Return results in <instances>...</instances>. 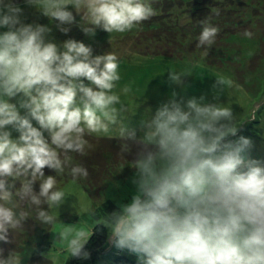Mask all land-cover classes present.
<instances>
[{"label":"clouds","instance_id":"clouds-1","mask_svg":"<svg viewBox=\"0 0 264 264\" xmlns=\"http://www.w3.org/2000/svg\"><path fill=\"white\" fill-rule=\"evenodd\" d=\"M23 2L59 21L64 34L71 30L65 25L76 23L70 7L92 36L97 28L130 32L156 15L153 0ZM199 25L196 47L206 58L220 29L208 18ZM51 32L26 23L17 0H0V242H8L10 229L18 234L15 251L4 258L0 250V264H25L18 236L29 218L58 235L49 264H63L65 255L87 260L98 225L138 264H264V161L250 157V139H228L240 127L230 103L173 93L155 111L140 113L139 104L133 111L118 90L122 61L114 51L93 56L85 43L58 44ZM241 35L254 37L247 29ZM168 74L177 85L186 76ZM223 85L216 81L214 90L222 94ZM137 117L144 129L139 138L132 127ZM104 136L119 141L118 155L134 169L132 195L91 232L81 213L94 218L106 196L86 210L78 199L80 222L66 226L59 217L72 197L67 186L84 190L90 175L75 157L87 156L91 140ZM45 168L56 175L46 176Z\"/></svg>","mask_w":264,"mask_h":264},{"label":"rangeland","instance_id":"rangeland-1","mask_svg":"<svg viewBox=\"0 0 264 264\" xmlns=\"http://www.w3.org/2000/svg\"><path fill=\"white\" fill-rule=\"evenodd\" d=\"M227 1L228 3L236 2L234 8L239 10L240 17L243 19L242 25L240 24L241 26L239 25L240 27L238 28L240 30L247 29L252 31L254 37L247 39L240 33L227 35L225 42L221 43L222 47L220 46L215 52L209 53V59L212 58V62L198 54L172 57L167 55H148L134 50L133 41L128 40V34L131 32L135 33L137 27L123 34H109L102 28H97L94 36L85 34L79 26L82 14H77L75 9L71 7L69 10L73 12L76 23L71 26L65 25V27H70L71 30L67 34H64L56 27L59 21H50L48 17L43 16L35 8L24 4L23 0H17V3L23 9L25 22L39 23L51 27L50 39L58 44L69 39L83 42L92 48L93 56L104 55L114 51L122 61L121 81L119 82L118 90L121 93L122 100L133 111L136 110L137 104L140 105V113L149 108L155 111L161 103L167 102L173 93H176L177 97L187 96L190 98L195 96L199 98L205 96L210 102H218L225 105L230 103L234 116L240 119V127L236 136L229 137L228 139L233 142L241 136L250 139L252 141L249 151L250 157L264 161V59L258 68L250 70V67L247 66L248 59L259 51V44L261 48H264V0ZM227 45L230 46L222 51V48ZM262 51L264 52V49ZM218 56L223 62H227L221 64L222 61L217 59ZM235 64L242 68L235 70ZM250 65L253 66L254 64L251 63ZM169 70L173 72L180 71L186 74L182 78L183 82L180 85L174 84L169 80ZM218 80L224 82L222 94L219 92V89L214 90V85ZM124 89H127V92H124ZM214 94L221 95L218 101L214 100ZM11 102L16 103L17 101L14 99ZM21 115H24L23 110H21ZM33 123L34 126L38 127L35 122ZM132 127L136 129L138 138L142 136L144 129L139 124V117L133 121ZM13 135L15 137L18 134L13 133ZM101 138L111 137L104 136ZM91 144L92 147L88 151L89 155L92 154V150L94 149H98L103 153L102 148H98L101 142L97 140L94 143L91 140ZM106 149L107 151H114L110 146L106 147ZM106 156L109 157L110 154ZM102 157L105 158L103 154ZM75 159L77 162H80L78 157H75ZM111 169V175L107 177L103 175L102 182L108 178L105 184L104 182H98L104 185L100 202L106 196V203L112 201L119 207L120 202L126 203L132 195L133 185L131 181L134 177V169L131 167L123 168L121 166H112ZM44 171L46 176L56 175L54 170L45 168ZM16 185L20 187L18 181ZM34 190L39 192V183L34 185ZM66 190L72 197H69L67 202L61 207L59 219L66 226L76 225L80 222V216L74 207V205L78 204V199L80 202L79 207L85 210L92 207L94 201L87 187L84 190H80L75 186L69 185ZM104 205L97 209V213L100 214H97L96 218H99L101 221H104L108 214L103 208ZM81 219L84 229L90 232L96 222L95 219L87 217L84 213H81ZM36 223L33 218H29L23 226L26 232L18 236V240L24 247L25 264L43 263L35 246L36 240L32 236ZM59 227L60 225H57V228ZM55 230L53 229V231ZM17 235V233L10 229L8 242H0V250H2L4 258H7L12 251L17 249ZM48 235L52 246L42 252L43 256L41 255V257L43 258L48 256L54 242L58 239V235L53 232L49 231ZM115 254L129 255L138 261L135 254L130 253L128 250L116 248L110 238L109 251L105 253L98 264H115L112 262ZM34 257H38L39 259H34ZM69 257L65 255L62 258L63 264L66 263Z\"/></svg>","mask_w":264,"mask_h":264},{"label":"trees","instance_id":"trees-1","mask_svg":"<svg viewBox=\"0 0 264 264\" xmlns=\"http://www.w3.org/2000/svg\"><path fill=\"white\" fill-rule=\"evenodd\" d=\"M235 3L236 2L234 1L233 3H228L227 0H153V7L156 9V15L142 22L137 27L135 33H129L128 40L133 41L134 50L148 55L181 57L189 54H198L202 57L201 51L203 52L204 49L196 47V38L201 30L199 25L200 21L208 18L212 24L220 29L215 43L211 46L209 53L215 52V50L221 46V43L225 42L227 35L232 33L242 34L244 31L238 28L242 25L241 23L243 19L240 17L239 10L234 8V6H236ZM228 46L230 45L224 46L222 51L226 50ZM263 49L264 48H261L259 44V51L248 59L247 66L250 67V70L260 66L261 61L264 59ZM209 56L210 55L208 54L205 59L212 62V58L209 59ZM219 56L217 59L222 61ZM225 62L222 61L221 64H225ZM251 63L254 65L251 66ZM235 65V70L242 68L237 64ZM97 140L98 142H101V145H99L98 148H102L103 153H101L98 149H94L92 150V154H88L83 158L77 156L80 162H82L89 170L90 175L87 181V188L92 194V199L101 198V193L104 189V185L101 183L104 182L105 184V181L108 179L107 178L102 182L103 175L104 177L111 175L112 166H121L124 168L127 163L118 155V140L113 138L92 139L94 143ZM109 146L114 149L113 152L111 150L107 151L106 147ZM102 154L106 159L102 157ZM109 154L110 156L107 157L106 155ZM127 158L129 160L132 159L131 156ZM97 202L100 201H94L93 203ZM103 208L108 214H112L118 210V206H116L112 201L110 203L105 202ZM97 209L96 215H99L100 213H97ZM94 219L96 222L92 226V229H94L97 224L103 223V221L96 218V216ZM32 233V236L36 240L35 246L39 257L43 261L41 264H49L46 257H41L42 252L52 246L51 241L49 240V231L36 223ZM109 242V230L103 225H98L94 229L88 245H86L85 250L90 253V257L87 260L69 257L65 264H98L105 253L109 251ZM36 258L38 257H34V259ZM112 262L115 264H138L137 260L125 254H115L112 258Z\"/></svg>","mask_w":264,"mask_h":264}]
</instances>
